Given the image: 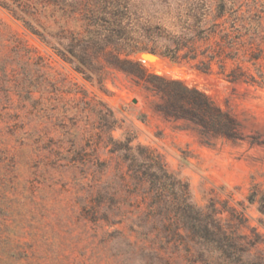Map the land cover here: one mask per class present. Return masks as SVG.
Instances as JSON below:
<instances>
[{
    "label": "rangeland",
    "instance_id": "obj_1",
    "mask_svg": "<svg viewBox=\"0 0 264 264\" xmlns=\"http://www.w3.org/2000/svg\"><path fill=\"white\" fill-rule=\"evenodd\" d=\"M238 2L264 6V0ZM134 5L150 13L163 7L158 0ZM37 17L52 26L46 12ZM131 59L147 73L194 88L229 109L242 140L207 146L193 130L165 121L154 110L158 99L137 75L104 68L102 82L86 80L0 6V264H141L132 253L117 252L123 250L119 236H108L116 229L128 235L139 197L128 198L122 223L112 227L93 223L83 211L106 184L120 197L132 189L120 186L118 175L126 168L108 153L109 135L95 129L92 109L101 104L118 121L110 135L134 137L133 145L155 150L188 184L193 204L213 203L222 223L239 234L264 236V88L233 86L159 56L138 53ZM253 253L264 256V240ZM178 264L186 263L180 258Z\"/></svg>",
    "mask_w": 264,
    "mask_h": 264
},
{
    "label": "trees",
    "instance_id": "obj_2",
    "mask_svg": "<svg viewBox=\"0 0 264 264\" xmlns=\"http://www.w3.org/2000/svg\"><path fill=\"white\" fill-rule=\"evenodd\" d=\"M10 1L0 0V6L86 80L102 82L104 68L137 75L158 99L154 110L165 121L193 130L207 146L242 140L240 123L229 109L194 88L147 73L131 56L149 53L233 86L264 88V6L238 0H180L175 5L158 0L162 9L150 13L138 11L134 0ZM43 11L51 27L39 21ZM92 110L95 129L109 135L108 153L125 165L126 171L118 175L120 186L132 189L120 197L106 184L96 189L83 211L93 223L112 227L122 223L129 197L141 199L128 235L118 229L108 234L110 240L120 237L123 250L117 252L132 253L141 264H178L180 258L186 264H264V256L253 253L263 235L239 234L222 223L213 203L197 207L188 184L167 169L155 150L133 145L134 137L110 135L118 122L110 108L101 104ZM260 211L264 214V201Z\"/></svg>",
    "mask_w": 264,
    "mask_h": 264
},
{
    "label": "water",
    "instance_id": "obj_3",
    "mask_svg": "<svg viewBox=\"0 0 264 264\" xmlns=\"http://www.w3.org/2000/svg\"><path fill=\"white\" fill-rule=\"evenodd\" d=\"M141 54H144V55H150V56H154L152 54H149V53H141Z\"/></svg>",
    "mask_w": 264,
    "mask_h": 264
}]
</instances>
